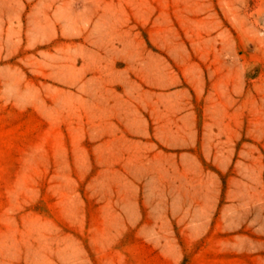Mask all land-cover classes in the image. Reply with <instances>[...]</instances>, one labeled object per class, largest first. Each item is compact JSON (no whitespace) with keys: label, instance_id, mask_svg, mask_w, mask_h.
I'll use <instances>...</instances> for the list:
<instances>
[{"label":"rangeland","instance_id":"obj_1","mask_svg":"<svg viewBox=\"0 0 264 264\" xmlns=\"http://www.w3.org/2000/svg\"><path fill=\"white\" fill-rule=\"evenodd\" d=\"M0 264H264V0H0Z\"/></svg>","mask_w":264,"mask_h":264}]
</instances>
